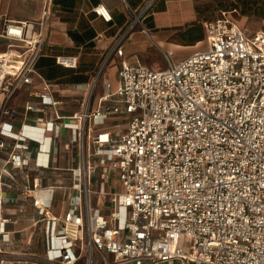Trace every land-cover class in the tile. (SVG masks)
I'll use <instances>...</instances> for the list:
<instances>
[{"label":"built area","instance_id":"obj_1","mask_svg":"<svg viewBox=\"0 0 264 264\" xmlns=\"http://www.w3.org/2000/svg\"><path fill=\"white\" fill-rule=\"evenodd\" d=\"M153 2L135 13L130 30ZM93 12L113 20L104 5ZM222 14L206 24L207 49L178 62L167 50L164 70L123 61L116 90L105 82L95 109L98 78L76 86L88 92L79 114L18 130L6 104L21 86H32L29 94L41 101L28 102L27 113L56 104V84L36 68L50 0L40 20L5 23L1 36L11 44L0 54V187L22 199L0 191V264H264V30L252 35ZM114 51L124 55L120 41ZM56 62L78 66L72 56ZM56 127L71 130L65 148L76 149L54 168L67 185L42 186L31 173L53 170ZM27 205L36 216L28 218ZM25 217L44 237L41 254L5 248L13 241L8 225Z\"/></svg>","mask_w":264,"mask_h":264},{"label":"crops","instance_id":"obj_2","mask_svg":"<svg viewBox=\"0 0 264 264\" xmlns=\"http://www.w3.org/2000/svg\"><path fill=\"white\" fill-rule=\"evenodd\" d=\"M150 0H50L51 16L48 21L46 43L43 47V55L37 64L38 74L47 81V78L38 71L39 66L49 65L60 70H79L82 64L88 63L93 74L91 81H79L75 84L65 82L62 85L52 82L56 74H48V82L56 84L52 90L55 106H49L44 114L27 113L24 109L28 102L41 104V101L32 97L29 92L32 86L23 85L17 94L6 104L16 113L8 119L18 130L23 123L41 126L46 122L55 120L57 115L65 119L79 114L85 106L88 92L86 89H77V85L91 86L98 78L91 104L95 109L98 99L104 94V84L109 82L113 91L118 85V72L123 61L131 65L148 66L145 50L151 47H159L161 51L176 50L182 47L183 41L176 39L179 31L186 29L190 24L197 23L201 6L208 0H154L148 11L141 16L133 29H129L134 23L135 13L139 15ZM47 0H0V54L6 52L11 42L2 37L7 21L36 22L41 19ZM106 6L112 16L111 22L104 21L93 12L97 5ZM153 8L151 11L150 9ZM203 22V30L206 35V24ZM149 31L147 35L145 31ZM136 33L142 34L143 42L139 48L128 49L126 42L131 41ZM124 50L120 56L114 47L119 43ZM150 41L152 43H150ZM137 52H139L137 54ZM163 53V52H162ZM58 56L77 57L78 66L75 69L65 68L56 62ZM106 63V64H105ZM104 66V67H103ZM117 69L118 81L114 84L106 69ZM102 72L98 76L99 71ZM58 72V71H57ZM98 76V77H97ZM101 84V92L96 94L98 85ZM79 99V101H78ZM4 104V94L0 95V111ZM56 139L55 152L52 155L53 170L32 171V177H38V183L46 185H67L63 178L65 172L56 170V167H65L67 160L75 153L76 145L65 148V143L71 137V130L56 127L49 133ZM6 156L0 152V172L5 166ZM9 173V171H8ZM1 193L6 197L22 199L18 190H8L5 186L0 187ZM63 190L57 191V201L60 203ZM28 218L36 216L32 206L27 205ZM26 218V219H25ZM21 221L8 225L12 232L13 241L8 246L19 250H28L35 253H43L45 250L44 237L39 227L31 225L27 217Z\"/></svg>","mask_w":264,"mask_h":264},{"label":"rangeland","instance_id":"obj_3","mask_svg":"<svg viewBox=\"0 0 264 264\" xmlns=\"http://www.w3.org/2000/svg\"><path fill=\"white\" fill-rule=\"evenodd\" d=\"M152 9L153 8H151L150 11ZM223 12H226L227 17L249 33H252V35H254L256 31L264 30V0H208L206 4L201 6L198 23L203 27V22H212L222 18ZM142 37V34L136 33L132 36L131 41L126 42L127 48H139L144 40ZM150 43L152 42L150 41ZM181 46L182 47H178L174 51L175 56L172 59L173 62H178L196 51L207 49L209 44L205 36L204 39L196 43H190L188 45L182 44ZM166 51L167 50L161 51L159 47H151L150 45L144 52L148 61V67L156 70L166 69L168 67V63L164 57V52ZM138 53L139 52H137V54ZM38 71L47 78V81H49L48 78H50L48 74L55 73L56 75L51 77L52 82H56L60 85L65 82H69L70 84H75L79 81L89 82L93 74L97 73L91 70V66L88 63L82 64L79 70H64L62 68L58 70L54 69L53 66L43 65L38 67ZM106 74L109 75L114 84L118 81L117 69L115 67L111 68V70H109L108 67L106 69ZM100 92L101 84L98 85L96 94ZM122 122H124V120H122ZM173 264L178 263L175 262Z\"/></svg>","mask_w":264,"mask_h":264},{"label":"trees","instance_id":"obj_4","mask_svg":"<svg viewBox=\"0 0 264 264\" xmlns=\"http://www.w3.org/2000/svg\"><path fill=\"white\" fill-rule=\"evenodd\" d=\"M205 36L206 35L203 27L197 22L190 24L186 27V29L179 31V33L176 34L175 38L181 39V41H183V44L188 45L190 43H196L204 39Z\"/></svg>","mask_w":264,"mask_h":264}]
</instances>
